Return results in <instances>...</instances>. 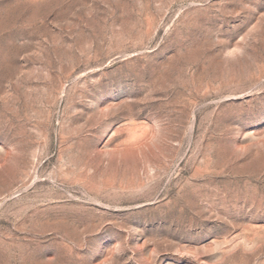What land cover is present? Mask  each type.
Wrapping results in <instances>:
<instances>
[{"label":"rangeland","instance_id":"rangeland-1","mask_svg":"<svg viewBox=\"0 0 264 264\" xmlns=\"http://www.w3.org/2000/svg\"><path fill=\"white\" fill-rule=\"evenodd\" d=\"M0 264H264V0H0Z\"/></svg>","mask_w":264,"mask_h":264}]
</instances>
